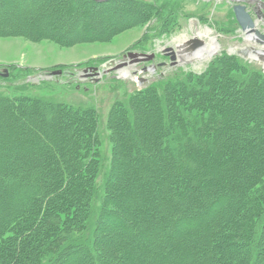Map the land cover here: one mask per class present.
<instances>
[{
	"label": "rangeland",
	"instance_id": "rangeland-1",
	"mask_svg": "<svg viewBox=\"0 0 264 264\" xmlns=\"http://www.w3.org/2000/svg\"><path fill=\"white\" fill-rule=\"evenodd\" d=\"M236 1L0 0V97L20 99L16 103L11 102L13 110H8L0 102V161H3L4 164L7 163L4 158L11 161L9 166L5 164L8 169L6 172L1 173L0 171V196L6 198V194L11 197L13 193L15 195L18 193L17 199L19 201L16 203H9L8 201L2 203L0 201V218L5 214L8 220H12L19 214L21 215L25 211L26 205L20 200H23L31 191L41 193L44 186L51 180L52 175L49 173V167L59 159L63 160L64 158L66 161H71L73 155H76L75 153L79 150L74 146L73 139L85 135V132L90 130L89 123L81 126L75 114H70L54 104L94 108L96 110L99 118L96 125V132L98 133L95 135V147L99 149L101 157L102 173L98 181L101 194L104 191L102 177L108 171L115 155H113V149L116 151L117 145L118 152H120L121 143L124 146L121 154L125 155L127 159L125 163H128L131 168L127 170L128 173L124 172V169L122 175L119 173V177L121 176L119 185H121V189L126 187V191H130L128 195L131 194V189L133 193L129 199L119 197L117 193L114 199L116 203L114 204L116 207L114 212L123 220L124 228H118L116 223L107 217L104 220L106 228L101 226L103 230L100 229L98 233L106 241L104 247L109 257H111V253H115L114 249L112 250L114 245L121 247L122 243L130 244L134 242L137 245L141 241L143 242L144 234L138 233L141 230L153 228L152 233L155 234L152 235L151 233L152 238H163L162 228L159 227L166 222L165 216H176L182 212L184 213L185 210L187 212H190V210L199 211L205 206L209 207L215 204L212 202L213 195L222 192L226 194L232 187L228 185L221 190L217 188L216 191H213L214 194L210 193L211 188L207 191L204 190L206 181L211 179L212 175L205 172L207 171L205 164H196L190 158L185 157H179L175 163L170 161L173 163L172 169L188 165L187 169L191 173L196 174V176L199 174L206 176L204 184L198 176V181H193L194 188L192 186L195 190L193 197L196 199V196H199L200 207L193 205V208L186 209L190 200L174 199V191H180L185 183L180 177L178 181H173L169 191L157 183L161 176L158 177L160 174H155V172L156 169L158 170V166H161L160 162H157L154 169L148 168L142 171L143 188L138 189L139 186H135L134 183L139 177L136 178V172L133 173V171L145 168L143 165L147 162L146 158L154 157V160L158 161V157L155 154L156 151L153 150L154 146L148 144L147 140L138 143L135 139L134 142L132 141L133 134L141 136V133L145 131L144 128L147 130L153 123L150 119L153 114L148 111L147 104H145L150 98L142 95L144 91L156 87L157 92L163 94L166 87L161 88V83L176 82L177 79H184L187 75L201 76L215 63L213 66L215 71L208 79L203 81V89L209 90V92L212 90L213 87H210L211 80L212 78L215 79L213 74L216 73V79L222 84H229V87L222 88L221 92H213L209 95L208 102L214 103L212 101L214 98L219 102L227 100L233 114L228 122L231 123V126L222 134L216 133L214 138L224 144L228 143L229 146L242 149L240 152L234 149L223 152L222 158L230 160V163L234 162L235 166L233 169L231 167L221 168L220 172L226 174V176L236 173H238V176H248L249 178L258 173L261 176L264 171V86H260L262 82L264 83V61L260 57L250 58L251 55L248 50L253 41L242 32L236 21L233 11L234 5L238 3ZM166 4L170 5L171 9H166ZM252 12L254 13V11ZM253 15L256 19V15ZM261 21L258 27L264 33V17ZM206 31L210 32V36L204 35ZM211 38L219 46L218 52L213 57L202 62L195 59L191 61L185 59V56H192L201 49L189 51L191 40L197 39L209 43ZM179 44L182 45H180L181 48H179ZM257 47L259 48V46ZM170 49H173L176 53L177 58L175 60H172V57L168 54ZM128 53L155 54V59L146 64L130 63L133 59H129ZM222 60L230 61V64H232L229 72L232 80L229 83L228 79L226 80L224 77V75L226 76L225 72L221 70L223 64L218 63ZM124 62L128 63L126 67L120 66L117 70H112L118 67L119 63ZM88 67L97 70L85 72ZM150 67H153L152 71H144L145 68ZM105 71H107V74H104ZM52 72L60 73L50 75ZM94 74H98V76H93ZM254 75L260 77L258 83L255 82L257 83L255 85L256 91L255 89L252 91L254 84L249 82ZM240 91L242 94L239 93ZM246 96L248 101L252 100L250 105L248 101L245 102L247 100ZM24 98L28 99L22 100ZM30 98H35V100L32 99V103H26ZM172 98L177 103L178 100H183L178 91L172 95ZM37 99L39 101H51L52 104L42 105ZM134 101L137 104H133ZM140 102L142 107H147V112L143 111L142 115L141 112L137 113L133 110L136 105L141 106ZM148 104L152 105L150 102ZM207 106L208 103L204 107H199L200 109H206ZM122 108L127 109V113L130 112L129 116L122 112ZM113 110H119L114 118L116 119L115 129L112 130L115 131L114 134L109 128V120ZM165 110L167 109L165 108ZM188 122L190 124L187 125L191 126V121ZM224 124L223 121L215 122L219 129L223 128ZM166 128L161 134L163 136L167 135V139H169L171 131L169 132ZM42 129H46L48 132L62 138H65L63 136L65 134L70 137L68 138L69 142L62 146L48 142V150L44 152L38 139H36V137H41L40 130ZM16 131L19 133L12 136L11 133L13 134ZM111 133L113 135L112 140ZM21 138L30 141L22 143ZM41 139L43 140V136ZM204 140L207 141L206 138ZM149 142H152V140ZM188 144L193 146L191 143ZM28 148L30 154H33L29 158L26 156L29 153ZM246 148L249 149L247 152ZM80 152L83 153V150ZM6 154H9V156L7 157ZM34 157H38V159L32 160ZM253 157L254 159H252ZM250 160L251 162H249ZM54 164L51 168L54 167ZM237 166L240 167L238 171L235 169ZM131 176L134 177L131 178ZM4 181H11L13 184L9 187V182L5 183ZM19 181L21 189L19 192L16 189L12 192V187H15ZM260 181L257 186L248 191L249 195L247 197L249 201L254 200L258 204H262V199L256 200V198L258 192L264 191V173ZM61 187L62 191L66 190V184L63 182ZM211 187L213 188V185ZM59 188L60 186L54 191L56 195L62 192ZM146 188L149 189L146 193L151 195L149 204L147 202L148 205L142 202L143 199H135L141 192L145 193ZM165 190L167 192L166 199L163 197V191ZM38 194L36 195L38 196ZM143 205H147L146 209H148L149 215L146 214L147 212H138ZM220 206L222 208L216 211V214L221 217L226 216L228 210L231 209L232 211L233 207H237L235 199L232 202L229 200ZM84 210L87 211V208L84 207ZM98 210H100V207ZM173 210H175V213ZM231 213L234 214L235 210ZM94 217L96 220L98 217L97 212ZM237 217L233 215V219L237 220ZM249 218L251 217L246 212L242 213L240 219H238L243 224V228H230V230L229 228H223L218 231L219 235L217 236L221 238L228 234L229 230V232L233 231L238 235L243 234V237L245 236L247 240L241 242L253 243L259 228L257 226L251 227ZM29 221H35V217L23 219L22 224L17 227V229L23 230L22 235L20 234V246L21 248L25 247L24 252L27 250L37 251L43 244H40L37 237L26 239L28 233L23 234V232H26L24 228L30 223ZM3 226L4 224H0V229ZM5 237L2 241L7 238L12 239L14 236L9 234ZM261 239L262 242L257 245V249L263 250L264 237ZM236 241L240 243L239 240ZM65 244L64 241L56 243V247L52 250L56 251ZM156 245L154 239L156 250H151L152 246H149L148 250L150 252L148 255L141 254L138 251V257L144 264H155L157 257L163 256L165 249L169 250L168 247L165 248V245L160 246V248L157 247L159 245ZM17 246L19 247V245ZM192 246L187 245L181 252L191 255ZM252 247L255 248V244H249V249ZM0 248H3L2 244H0ZM75 250L69 249L67 254L72 255ZM39 253L35 254L36 258ZM248 254L250 255V252ZM198 255L201 260L204 259V255L208 256L207 260L214 258L212 251L211 253L206 251L203 255L202 253ZM9 256L11 259L13 252ZM186 259L183 258V261ZM250 259L251 255L247 259L242 258L238 261L236 259L231 262L234 264H248L247 260ZM36 262L43 264L45 260L41 258V261L37 260ZM36 262H29V264H35ZM81 263L90 264L87 259H83ZM63 264L80 263L75 261L65 263L64 261Z\"/></svg>",
	"mask_w": 264,
	"mask_h": 264
},
{
	"label": "trees",
	"instance_id": "trees-1",
	"mask_svg": "<svg viewBox=\"0 0 264 264\" xmlns=\"http://www.w3.org/2000/svg\"><path fill=\"white\" fill-rule=\"evenodd\" d=\"M165 7L166 9H171L170 5L168 4H166ZM218 63L223 64L221 70L225 72L226 76L224 75V77L226 80L228 79L227 81L229 83V81L232 80V76L229 73L232 64H230V61L225 60H222ZM213 66L210 67L206 73L198 77L187 75L185 76L186 78L177 79L178 81L176 82L168 81L167 83H161V88L166 87V89L163 91V94L157 92L156 87L148 88V90L142 93L144 97L150 98L148 102L144 101L148 108H144V106L142 107L140 102L141 106L136 105V108L133 110H135L137 113L141 112L142 115L143 111L145 112L147 108L148 111L153 114L150 118L152 119L151 122L153 123H151L150 126L151 130L150 128H148L149 130L144 128L145 131L141 133V136L133 134L132 141L134 142L135 139L138 143L143 142V140H147L148 144H152V146H154L153 150L156 151L155 154L158 157V161L154 160V157L146 158L147 162H145L143 165L145 168L131 171H133V173L136 172V178L139 177V179L136 180L134 184L135 186H139L138 189L140 188L141 190V188H143L142 185L144 181L142 171L148 168L154 169V166L157 165V162H160L161 166H158V170L156 169L155 172V174H160L158 177L161 176L157 183L169 191L172 187L173 181H178V178L180 177V179L185 181V183L184 186L181 187L180 191H174V199L190 200V203L187 205L186 209L193 208V205L200 207L201 204L198 202L199 196H196V199L193 197V195H195V190L193 189L195 185L193 184V181H198L199 176L201 182L203 183L206 176L200 174L196 176V174L191 173L187 169L188 165H183L182 168L178 167L177 169H172V162L175 163V161H178L179 157H185L188 159L190 158V160L196 164H205V168H207V171L205 172L209 175H212V178L206 181V186L204 185L205 187L203 188L204 190L206 189L207 191L211 188L212 190L209 191L211 194H214L213 191H216L217 188H220L221 190L223 187L230 185L232 189L230 190L228 188V193L225 194L222 192L221 194L213 195L212 202L215 204L210 205L209 207L205 206L202 208V210H190V212L185 210L184 213L182 212L176 216H165L166 222L159 228H162L161 231H163L162 234L164 236L162 237L166 240L163 238H152V235L155 234L152 233L153 228H148V230L144 229L141 230V232H138L140 234H144L145 238L143 242L141 241L137 245L134 242L130 244L122 243L121 247L114 245L112 250L114 249L115 253H111V257H109L104 247L106 241H104L102 235H99L98 233L100 229H102L101 226L106 228L104 220L107 217L112 219L118 228H124L123 220L120 219L114 212L116 208L114 205L116 204L114 199L117 193L119 194V197H123L124 199H129L133 193V190L131 189V194L128 195L130 191H126V187L121 189V185H119L121 177H119V173L122 175L123 169L124 172L126 171V173H128L127 170L131 168L128 163H125V160L127 161L125 155L123 153L121 154V152H123L122 147L124 146L121 143L120 152H118L117 145L115 148L116 151L113 149V155H115L112 159L111 165L108 168V171L105 172L102 177L104 181V191L101 194L99 189L100 187H98L99 177H101L102 173L101 157L99 149L95 147V135L98 133L96 132V125L98 124L99 118L96 110L94 108H80L54 104L56 107L64 109L70 114H75L81 126L89 123L90 130L85 132V135L76 137L75 140L73 139L74 146L79 150L77 153H75L76 155H73L71 161H66L64 158L63 160L59 159L60 161L58 160L57 162H54L55 164L53 163V168H51L53 164L49 167V173L52 176L51 180L44 186V190L39 194L37 191H31L29 195L24 197L23 200H20L24 203V205H26V209L21 213V215L19 214L12 220H8L5 214L0 218V224H4V226L0 229V244H2L3 247L0 248V264H29V262L33 263L37 260L41 261V258L42 260H45V263L43 264H63L64 261L65 263L69 261H75L76 263L79 262L82 264L81 261L83 259L89 260L90 264H144V262L138 257V251L141 254L144 253L148 255L150 252V250H148L149 246H152L151 250L155 249L154 239L156 240V244L159 245H156L157 247L160 248V246L165 245V248H169V250H164L163 256L157 257L155 264H234L231 261L236 259L238 261L242 258L247 259L250 255L251 259L247 260L248 264H264V249H257V245L262 242L261 238L264 237V191L258 192V196L256 198V200L262 199V204H258V202H254V200L249 201V198H247L249 195L248 191L261 182L260 179L264 171L261 176L258 173L254 177L250 178L248 176H238V173L226 176V174L220 172L221 168L223 169L225 167H231L233 169L235 166L234 162L230 163V160L222 158L223 152L231 149H234L235 151L238 150L240 152L242 149L240 147L237 148L231 145L229 146L228 143L224 144L223 142H220L219 140L217 141L214 138L216 133L222 134V132L224 133L231 126V123L229 124L228 122L230 121V117H232L233 111L228 105L227 100L219 102L216 100V98H214L212 99L214 103L208 102L209 95L213 94V92H221L223 90L222 88L229 87V84H222L218 79H216L217 75L214 73L213 76L215 79L212 78V84L210 86L211 88L213 87L212 90L209 92V90L203 89V81L208 79V77L215 71ZM259 79L260 77H255L254 75L252 80L249 81L250 84H254L252 91L254 89L256 91L255 85L258 83ZM256 81L257 83H255ZM263 86L264 83L262 82L260 87ZM175 90L181 94L183 99L181 101L178 100V103L172 98V95L177 92H175ZM171 92L173 93L170 94ZM239 93L242 94L241 91ZM26 99L28 98H24L22 100ZM32 99L35 100V98H30L28 101H26V103H32ZM246 99L247 100H245V102L248 101V97ZM19 100V98L13 99L0 97V102H2L4 107H6L8 110H13V104L11 102L16 103V101ZM251 101H248L249 105L251 104ZM50 102L39 101V103L42 105H46V103ZM149 102L152 103V105L148 104ZM207 103L208 106L205 107L206 109H200V107H204V105H207ZM133 104H137L136 101H134ZM23 105L25 106V104ZM165 108L167 110H165ZM122 109V112L129 116L130 112L127 113V109ZM14 112L16 111L14 110ZM116 113L118 114L119 110H113L110 116L109 128L111 131L115 129L114 123H116V119L114 118ZM188 121H191V126L187 125L190 124ZM222 121L225 123L224 127L219 129L217 125H215V122ZM234 127L235 125L233 128ZM164 128H166V130L169 132L171 131L169 134V139H167V135L163 136L161 134L162 131H164ZM40 132L41 137L43 136V140L41 137H36V139H38L39 145L44 152H47L48 150V142L60 146L69 142L68 138L70 137L66 136L65 134H63L65 138H62L48 132L46 129H42ZM114 132L115 131H112L113 134ZM18 133L19 132L16 131L13 132L14 135L12 133L11 135L15 136ZM112 133L111 140L113 138ZM205 138L207 141L204 140ZM20 140H23V138ZM150 140H152V142H149ZM24 141L30 140L24 138L22 143H24ZM188 143H191L193 146H190ZM24 147L21 148L23 149ZM61 149L62 148L60 147V150ZM81 150H83V153L80 152ZM245 150L247 152L249 149L246 148ZM27 151H29V153L26 155L28 158L33 156V154H30L31 152L29 148ZM254 151L256 152V149ZM6 156L8 157L9 154H6ZM37 159L38 157H34L32 160ZM252 159H254V157ZM4 160L7 162L5 163L6 166L7 164L9 166L11 161H9L8 158H4ZM249 162H251V160ZM5 164L3 161H0L1 173L8 170ZM166 166H168L167 168H171L167 169ZM235 169L238 171L240 167L237 166ZM133 177L134 176H131V178ZM20 181L16 184V186L14 185L15 187H12V192L15 189L19 192L21 189ZM62 182L66 184V190H64L65 192L62 191ZM8 184L10 187L13 183L10 181ZM212 185L215 189L211 187ZM58 186H60L59 189L62 192L57 194V196L54 191L58 189ZM147 189L148 188H146V191H144L145 193L141 192L139 196L135 197V199H143L142 202L146 204L148 202L149 204L151 195L146 193ZM36 194H38L39 197ZM12 195L13 196L10 197V195L6 194V198L0 196V201H2V203L7 201L9 203L19 202L17 199L18 193L17 195L14 193ZM166 196L167 192L165 190L163 191L164 199H166ZM234 199L237 205L236 208L233 207L232 209V211L235 210L234 214L231 213V209L228 210V213L226 212V216L223 215L221 217L220 215L216 214V211H219L220 208H222L220 205H224L229 200L232 202ZM84 200H87V204ZM147 205H143V207L140 208L138 212H147ZM84 207L87 208V211L84 210ZM99 207L100 210H98ZM173 211L175 213V210ZM96 212L98 217L95 220L94 216ZM244 212H246V214L251 217L249 218V225H251V227L257 226L259 228V232L256 235V239L253 241V243L248 241L243 243L241 242L242 240H247L245 236L243 237V234L238 235L233 233V231L229 232L230 228H243V224L239 219L241 214ZM146 214L149 215V212ZM233 215L234 217L238 216L237 220L233 219ZM32 216L35 217V221H29L30 223L26 226V228H24V231L26 232H23V234L28 233L26 239L30 237H37L40 244H43H41L37 251L32 252L27 250L24 252L23 250L25 247L21 248L20 246V239L23 230L19 228L17 229V227L18 225L22 224L21 221L23 219ZM223 228H229L228 234H225L223 237L219 238L220 236H217L219 235L218 231ZM154 232L156 231L154 230ZM184 233L186 234L185 236ZM9 234L13 235L14 237L12 239L7 238L2 241L3 237L9 236ZM236 240H239L240 243H238ZM62 241L66 242V244L60 248L58 247L59 249L56 251H53L52 249L56 247L55 244ZM249 244H255V248L252 247L249 249ZM17 245H19V247ZM187 245H193L191 255L189 253L184 254L181 252V250ZM69 249L77 250H75L72 255H68L67 253ZM195 251L197 252L195 253ZM206 251L208 253H211L212 251L214 258L207 260L208 256L204 255L203 260L199 259L200 256L198 254L202 253L203 255V253ZM11 252H13V256H11L10 259L9 255ZM38 252L40 253L36 258L35 254ZM249 252L250 255L248 254ZM62 255L63 257H61ZM183 258H187L184 260L185 262L183 261ZM35 264L38 263L36 262Z\"/></svg>",
	"mask_w": 264,
	"mask_h": 264
},
{
	"label": "water",
	"instance_id": "water-1",
	"mask_svg": "<svg viewBox=\"0 0 264 264\" xmlns=\"http://www.w3.org/2000/svg\"><path fill=\"white\" fill-rule=\"evenodd\" d=\"M96 1H106V0H96ZM236 2L238 3L235 4L233 7L236 21L238 22L242 32H244L246 36L251 41H253V44H254L253 46H255L254 48H252L250 53L252 55L260 57L264 61V33L258 27V24L261 20H263L264 15H261V12L257 13L255 11L254 13L250 11L252 12L251 14L248 11L247 6L242 4L241 0H237ZM253 14L256 15L257 17L256 19H254ZM189 44L191 45L189 51H195L199 48H202L205 45L203 41L197 40V39L191 40ZM257 46H259V48ZM169 52L170 53L168 54L172 57V60H175L177 57H176V53L174 52V50L170 49ZM129 57L133 59L131 61L132 63H135V64L143 63V62L145 63V62L153 61L155 59V54L149 55V54L132 53V54H129ZM121 66H124V65H121ZM118 68H120V65L112 70H117ZM93 70H97V69H93ZM152 70H153V67L144 69V71H152ZM59 73L60 72H58V74ZM53 74L55 75L57 74V72H54ZM93 76H98V74H94Z\"/></svg>",
	"mask_w": 264,
	"mask_h": 264
},
{
	"label": "bare ground",
	"instance_id": "bare-ground-1",
	"mask_svg": "<svg viewBox=\"0 0 264 264\" xmlns=\"http://www.w3.org/2000/svg\"><path fill=\"white\" fill-rule=\"evenodd\" d=\"M204 35L210 36V32L206 31V33ZM180 45L181 44H179L178 46H180ZM181 46L179 48H181ZM218 49H219V46H218L217 42L211 38V41L209 43H205V45L201 49H199L197 52H195L192 56H190V55L185 56V59H188L190 61L192 59H195L196 61H199V62L206 61V60L210 59L211 57H213L218 52ZM250 58H256V57L251 56ZM130 63H131V61H130ZM144 64H146V63H144Z\"/></svg>",
	"mask_w": 264,
	"mask_h": 264
},
{
	"label": "flooded vegetation",
	"instance_id": "flooded-vegetation-1",
	"mask_svg": "<svg viewBox=\"0 0 264 264\" xmlns=\"http://www.w3.org/2000/svg\"><path fill=\"white\" fill-rule=\"evenodd\" d=\"M241 1H242V4L247 6L248 11L252 10V11H255L257 13L261 12V15H264V6H263L264 0H241ZM128 57H129V55H128ZM129 59H132V58L129 57ZM124 63H127V62H124Z\"/></svg>",
	"mask_w": 264,
	"mask_h": 264
}]
</instances>
